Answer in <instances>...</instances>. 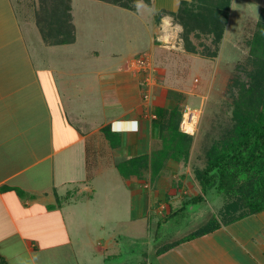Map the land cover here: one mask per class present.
<instances>
[{"label":"crops","instance_id":"0c3cea01","mask_svg":"<svg viewBox=\"0 0 264 264\" xmlns=\"http://www.w3.org/2000/svg\"><path fill=\"white\" fill-rule=\"evenodd\" d=\"M49 1L0 0V264L23 263L11 260L19 254L24 256V264L74 261L69 250L76 246L68 230V219L74 213L52 204L51 199L66 191L75 198L86 195L90 201L96 196L102 201L106 181L115 186L120 182L117 162L145 155L152 146L151 118L142 116L136 78L128 68L132 58H122L120 65L104 70L109 62L99 65L100 51L94 50L85 65L73 21V42L45 43L40 28L45 29L46 24L37 18ZM180 1L149 0L147 5L137 0L133 10L114 5L137 14L140 3L154 11H175ZM13 7L16 15L23 14L22 21H15L12 14V21L3 20V10ZM173 20L165 15L156 24V32L150 36L151 56H160V43L168 40V31L180 34V26ZM101 22L89 23L87 31L98 25V31L92 33L102 38L104 47L103 41L114 34V24ZM64 46L70 52H64L68 61L56 57L66 51H60ZM178 52L171 54L177 56ZM42 53L47 56L41 57ZM167 92L165 87L159 93L154 91L151 114L155 107H174L165 97ZM133 178L124 181L139 197L138 210L144 207L140 215H148L145 189L133 187L134 181L141 185L145 178ZM94 185L102 186L103 192ZM164 201L169 209L170 200ZM245 218L247 224L242 225ZM88 244L83 240L79 250L84 253ZM96 244L97 250L104 248ZM169 252L175 254L174 264H264V211L237 220L232 227L223 225L172 245L159 256Z\"/></svg>","mask_w":264,"mask_h":264},{"label":"rangeland","instance_id":"374dc122","mask_svg":"<svg viewBox=\"0 0 264 264\" xmlns=\"http://www.w3.org/2000/svg\"><path fill=\"white\" fill-rule=\"evenodd\" d=\"M52 3L53 0H50L48 6L43 9L42 15H39L37 19H42L40 21L48 19L49 5ZM139 5L138 13L135 14L106 1L73 0V9L70 11V15L71 21L79 31L80 38L77 43L83 49L82 60L84 61L82 63L86 65L88 64L86 62H90V59L86 58H91L88 55L92 54L94 50L100 51L99 65L106 64L107 66V62H109L110 66L103 68L104 70L117 67L121 64L122 58L124 60L128 57L132 58L128 68L136 78L142 116L151 118L154 91L159 93L161 88L165 87L168 90L165 97L174 107L177 105V100L179 101L178 106L181 111L179 130L184 132L182 129H186L187 125L192 128L190 131L188 130L189 133L184 132L190 136L189 155L187 161L184 162L182 159L174 160L175 157L170 153L165 154L164 167L156 177L150 178L149 169H147L144 172L145 179L141 181V185L135 181L134 184L132 183L133 187L136 186L146 191L150 210L149 214L145 216L140 215L144 211L143 206L141 211L138 210L139 197L132 193L131 188L124 181L129 179L128 173L130 172L126 171H123L124 174L117 171L121 179L116 186L111 184L108 179V182L106 181L104 184L107 185V190H104L102 186L94 185L96 190L99 188L98 191H102L103 189L106 193L101 196L102 201L96 200V196L90 201L87 200L86 195L75 198L66 191H61L62 194L57 195L56 198L53 197V200L50 201L52 204L63 205L64 210L74 213L68 219V230L71 232V238L76 247L70 249L69 252L78 264H158L159 262L174 264L175 254L169 252V254L160 257V250H162L160 248L172 240H176L190 228L196 227L206 215L213 214L215 216L220 208L218 200L212 197L199 204L188 206L185 211L173 218L163 219V214L168 210L164 194L169 195L168 199L174 207L183 199L200 191L194 178V168L204 166L207 148L214 139L222 137L232 125L230 119L232 107L226 90L230 79L236 72V65L244 64L246 61L248 50L246 42L252 37L260 10L264 8V0H231L223 39L217 56L213 58L182 52L180 34L177 36L172 30L168 31V40L160 43L162 44L160 56H151L152 51H149V44L150 36H154L156 32V23L153 17L155 11L145 4L140 3ZM11 14L17 18L15 21H22L23 14L16 15L15 7L12 11H8L6 8L3 10V20L12 21ZM97 21L99 25L102 24L101 21H112L114 24L113 36L110 40L103 41L106 48L101 45L102 38L92 33L98 31V25L93 26L94 29L91 31H87L89 23L90 25L96 24ZM172 22L178 24L181 31V25L176 20ZM11 25L16 28L12 23ZM201 40L203 43L208 42L204 38ZM194 42L196 44V40ZM61 50L66 51H62L56 57L60 61H65L64 57L66 60L68 57L64 52L67 55L70 54L69 49L64 46ZM178 51L180 52L179 56H172ZM104 52H114L115 55L104 56L102 54ZM44 53H48V51ZM44 53L40 55L43 58L47 56ZM169 55L172 57L168 58ZM40 56H37V60L41 59ZM107 56L110 57L107 58ZM140 57L146 59L144 70L134 63ZM151 139L152 146L145 154L148 159L153 155L156 156L154 153L161 148V141L158 138L153 136ZM136 169L135 172H138V168ZM129 176L135 177L134 174ZM64 190L67 189L64 188ZM247 221L245 218L241 222L242 225H246ZM234 223H230L229 226H234ZM76 230H78L77 234L72 232ZM83 240L89 242L86 245L87 248L84 247V253L78 248V244ZM96 242L104 248L97 250L93 247L97 245ZM157 248L160 252H157ZM11 260L14 262L23 261L21 264H24L23 254L17 255ZM74 261L66 260L65 264H75ZM25 264L28 263L25 262Z\"/></svg>","mask_w":264,"mask_h":264},{"label":"trees","instance_id":"16d2710c","mask_svg":"<svg viewBox=\"0 0 264 264\" xmlns=\"http://www.w3.org/2000/svg\"><path fill=\"white\" fill-rule=\"evenodd\" d=\"M102 1L133 10L137 0ZM144 1L150 5L149 0ZM230 2L181 0L175 11L160 9L153 16L158 24L163 16L171 15L181 25L182 48L188 53L213 58L218 54L224 35ZM70 11L71 0H53L45 21L47 28H40L45 43L74 41ZM201 38L208 42L203 43ZM246 45V61L236 65V72L226 90L232 107V125L207 148L204 166L194 168V178L200 191L183 199L178 205L170 206L163 214V219L173 218L188 206L212 197L220 203L217 216L206 215L196 227L165 244L160 248L161 252L157 248V252L162 253L172 245L264 211V8L260 10L252 37ZM178 105L177 100L174 108H154L151 133L161 141V148L154 153L157 157L153 155L148 159L145 155H139L121 161L117 163L120 174L126 171L137 179H143L144 172L149 169L150 178L156 177L164 167V156L168 153L176 161H187L190 136L179 130L181 111ZM136 168L138 172H135ZM168 198L169 195L164 194V200Z\"/></svg>","mask_w":264,"mask_h":264},{"label":"built area","instance_id":"2783aa9c","mask_svg":"<svg viewBox=\"0 0 264 264\" xmlns=\"http://www.w3.org/2000/svg\"><path fill=\"white\" fill-rule=\"evenodd\" d=\"M145 58V57H144ZM144 58H142V57H140V58H137L135 61H134V63L140 68V69H145V67H146V59H144ZM154 117V115L153 114H151V118H153ZM184 124V123H183ZM184 132H188V129L186 130V129H182ZM189 133V132H188Z\"/></svg>","mask_w":264,"mask_h":264},{"label":"bare ground","instance_id":"6f19581e","mask_svg":"<svg viewBox=\"0 0 264 264\" xmlns=\"http://www.w3.org/2000/svg\"><path fill=\"white\" fill-rule=\"evenodd\" d=\"M189 126H190V125H189ZM186 129H188V130L190 131V129H192V128H191V127H188V125H187Z\"/></svg>","mask_w":264,"mask_h":264}]
</instances>
